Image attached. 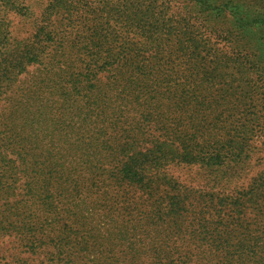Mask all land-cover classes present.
Instances as JSON below:
<instances>
[{
  "label": "trees",
  "instance_id": "16d2710c",
  "mask_svg": "<svg viewBox=\"0 0 264 264\" xmlns=\"http://www.w3.org/2000/svg\"><path fill=\"white\" fill-rule=\"evenodd\" d=\"M52 1L54 9L38 8L37 20L28 0H7L8 7L18 12L19 21L27 23L26 28L32 27L25 41L13 36L8 25L0 22V100L5 99L9 106L3 113L0 110V225H9L10 215H28L18 230L31 253L37 252L40 245L36 237L53 230L57 197L69 199L65 208L75 213L83 202L82 191L99 185L104 190L110 185L129 188L149 198L160 192L147 217L155 224L177 220L190 190L182 189L178 178L169 175L168 165L195 167L196 176L201 174L203 180V174L214 173L217 182V174L225 173L229 164L241 157L238 151L245 145L249 129L242 133L236 130L238 137L223 133L218 123L212 127L216 136L212 145L201 128L194 129L190 139L140 142L135 138L134 129L140 131L141 124H161L164 132L168 131V114L180 120L177 113L191 112L187 109L191 99L193 108L201 110L206 92L222 76L218 67L199 70L195 66L187 68L189 65L175 76L176 60L185 64H237L238 73L251 72L260 83L256 88L264 90V0H183L193 19L190 25L181 23V18L167 16L170 0H102L96 6L87 0ZM77 10L86 17L74 15ZM59 14L65 15L62 23L53 19ZM78 18H82L80 22ZM212 45L223 46L225 53ZM47 48L51 57L48 76L35 79L34 85L52 88L47 82L60 84L54 76L63 79L60 90L67 101L78 99V126L74 127L77 122L68 115L67 127L94 135L67 143V150H80L76 157L61 158L54 150L38 152L25 127L19 132L6 124H17L20 119L16 114L22 115V109L15 108V100L11 102L17 76L29 64H42ZM164 66H171L169 74ZM166 80L173 81L168 90L162 89ZM127 108L140 113L139 119L130 123L132 135L126 133L120 141L100 139L97 124L101 113L114 109L121 110L122 116ZM47 146L56 148L54 143ZM202 194L200 199L214 202ZM254 195L251 190L248 202ZM161 204H165L163 210ZM202 213L196 212L194 219L203 218ZM206 235L199 234L203 240ZM210 238L222 253V264L238 263L245 248L258 246L244 236L235 242L230 237ZM260 246L264 247V240ZM48 260L50 264H75L71 256L60 251ZM257 262L264 264V256ZM180 263H172L168 254L157 252L152 264ZM19 264L31 263L23 260Z\"/></svg>",
  "mask_w": 264,
  "mask_h": 264
},
{
  "label": "rangeland",
  "instance_id": "374dc122",
  "mask_svg": "<svg viewBox=\"0 0 264 264\" xmlns=\"http://www.w3.org/2000/svg\"><path fill=\"white\" fill-rule=\"evenodd\" d=\"M87 1L96 6V3L102 0ZM6 3L7 0H0V22L2 25H8L13 36L18 37L21 42L25 41L32 27L26 28L27 23L19 21V16L16 15L18 12L9 8ZM28 3L33 4L37 20L40 17L39 7L42 10L54 9L52 0H28ZM74 15L86 17L81 10L74 11ZM64 16L59 14L53 19L62 23ZM167 16L181 18V23L187 25L193 22L183 0H170ZM81 19L78 18L77 22ZM56 41L57 45L59 40ZM212 47L222 54L225 53L221 45ZM45 51L47 52L42 64H29L24 72L17 76L11 102L15 100V108H21L22 115L20 116L19 112L16 114L20 119L17 124L10 121H6V124L9 125L8 128L14 127L19 132L25 127V131L32 135L37 144L38 152L47 153L54 150L61 158L76 157L80 150H67V143H77L88 137L93 138L94 135L90 136L81 133L77 128L73 130L67 127L68 115L77 122L74 127L78 126L79 111L78 99L74 97L73 100L67 101L66 95L60 90L63 79L58 75L54 76L53 80L60 81V84L47 82L52 88H45L43 84L41 88L34 85L35 79L42 80L48 76L46 71L50 68V49ZM187 65V68L195 66L199 70L217 67L222 70V76L217 77L214 88L206 92L203 108L194 109V100L191 99L193 106L191 104L190 108L187 107L191 112L177 113L180 120H174V117L168 114L165 120V128L168 131L164 132L161 124H141L140 131L134 129L135 138L140 142L153 139L167 141L169 138L175 141L177 138L190 139L193 130L201 128L205 129L204 135L208 136L212 145V139L216 137L212 127L218 123L223 133L233 135H238L236 130L242 133L249 129L245 134V145L238 151L241 157L230 163L225 173L217 174V182L213 180L214 173L203 174V180L201 174L196 176L195 167L168 165L166 170L169 175L178 178L182 189L190 190L183 213L177 220L167 219L155 224L147 217L148 212L153 209L151 204L158 200L160 192L149 198L129 188L119 189L110 185L104 190L99 185L82 191L83 202L75 213L65 208L68 207L66 203H69V199L62 201L57 197V209L54 211V221L51 225L53 230L36 237L40 245L37 252L31 253L26 250L25 240L20 237L18 230L21 221H25L29 216L24 214L26 218H21L10 215L9 225L2 224L4 229L0 225V264H19L23 260L31 264H50L49 257L58 251L71 256L75 264H152L157 252L161 255L168 254L172 263L182 261L180 264H222V253L217 250L211 241L213 238L210 237H230L235 242L242 236L256 241L258 246L253 249L245 248L239 262L234 261L232 264H260L257 261L264 256V247L260 246L264 240V90L256 88L260 83L251 72L238 73L237 64L227 62L220 65L207 61L185 64L178 59L175 61L177 72L174 75L180 76L181 72L187 69ZM170 68L171 66H164L163 70L169 74ZM172 84L173 81L166 80L162 89L168 90ZM223 89L226 92H222ZM0 102V110L3 113L9 106L5 99ZM119 111L121 110L107 109L98 117L100 139L120 141L124 134L132 135L130 123L139 119L140 113L127 108L122 116H119ZM51 143L56 144L55 149L47 146ZM251 190L255 195L254 199L248 202ZM180 193L183 195L184 191L181 190ZM201 193L207 199L212 198L214 202L200 199ZM9 201L11 202L10 199ZM164 205H160L162 210ZM202 211L203 218L194 219V214ZM200 233L207 234L206 239H201ZM55 245L58 248H55Z\"/></svg>",
  "mask_w": 264,
  "mask_h": 264
}]
</instances>
